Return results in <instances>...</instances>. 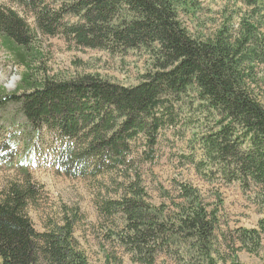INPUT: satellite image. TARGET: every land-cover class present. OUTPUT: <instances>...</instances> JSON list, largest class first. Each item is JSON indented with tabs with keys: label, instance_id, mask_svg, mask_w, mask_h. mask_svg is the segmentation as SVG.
<instances>
[{
	"label": "rangeland",
	"instance_id": "obj_1",
	"mask_svg": "<svg viewBox=\"0 0 264 264\" xmlns=\"http://www.w3.org/2000/svg\"><path fill=\"white\" fill-rule=\"evenodd\" d=\"M64 1L40 0L35 2L38 7L34 8L14 0H0V10L15 11L33 32L32 46L41 54L37 64L40 78L67 82L89 75L124 88L155 84L154 75L163 72L157 66L159 43L111 51L104 47L86 48L75 41H66V28L84 25L85 22L78 13L67 16L70 8L62 5ZM166 2L175 12L177 25L194 40H213L222 32L225 38L234 43L243 39L246 28L264 36V11L261 5L249 7L243 0ZM39 8L56 15H66L65 20H60L64 32H40L35 26ZM32 11L37 13L35 18L30 13ZM115 13L119 15L109 23L113 28L136 19L131 7L123 3ZM10 56L0 42V89L6 94L14 92L20 85L24 72L22 67L9 59ZM243 67L249 91H253L262 102L264 63L254 64L249 60ZM197 103L195 94L191 93L185 97V107L180 111L177 109L179 104L173 105L172 113L182 121L177 127L171 129L165 126L153 134L149 133L148 128L154 125L146 120L147 128H138L136 134L121 137L125 146L120 147L116 141L105 145L107 154L99 156L102 161L107 163L110 156L114 159L121 156L127 168L119 164L116 167L100 166L96 159L89 156L95 151L91 150L85 154L87 165L82 173H68L60 166L65 163L66 169L75 157L59 156L63 148L72 145L74 140L64 139L46 126L35 129L26 125L20 107L15 104L1 106L0 200L11 184L22 185L25 174L29 175L33 189L24 214L31 231L42 235L65 224L72 228L75 244L73 256L62 264H264V234L260 233V242L256 245L244 236L248 231H259L258 223L264 219V204L260 205L264 203V192L261 191L259 195V190L251 195L245 193L240 179L243 175L240 171L233 173L237 166L235 163L228 164L225 157H218L219 161L216 159V162L230 167L229 179L235 182L227 184L220 180L216 183L207 176L206 170L211 169L206 163L213 162V159L204 150V139L214 136L229 123L221 120L216 113L208 115ZM127 117L115 118L113 130L122 126ZM89 125L86 122L85 126ZM111 132L106 133L105 137L109 138ZM235 135L243 144L239 148L245 150L250 145L249 139L244 135ZM119 148L118 154L116 151ZM72 149L76 152L78 144L74 143ZM137 178L140 197L147 214H150L147 219L168 224L166 239H157V247H153L149 260L146 259L147 254H139L135 244L128 245L130 233L124 215L103 217L98 212L103 202L127 196L130 182ZM184 187L191 190L190 194L197 193L206 211L215 215L213 226L216 229L209 245L200 238L194 245L192 238L182 237L188 235L186 228L180 227L178 222L180 210L188 204L184 193L181 194ZM203 239L205 241V236ZM151 241H156L155 237L154 240L149 239V244ZM202 242L207 250L200 246ZM0 264H4L1 254ZM38 264L50 263L41 260Z\"/></svg>",
	"mask_w": 264,
	"mask_h": 264
},
{
	"label": "trees",
	"instance_id": "obj_2",
	"mask_svg": "<svg viewBox=\"0 0 264 264\" xmlns=\"http://www.w3.org/2000/svg\"><path fill=\"white\" fill-rule=\"evenodd\" d=\"M14 1L37 8L35 2L40 0ZM243 1L249 7L261 5L264 11V0ZM122 3L131 7L136 19L113 28L109 23L119 15L115 12ZM166 3V0H65L62 3L70 8L67 16L78 13L85 22L84 25L67 27L66 41H75L86 48L104 47L111 51L159 43L157 66L163 72L154 75L155 84L153 82L136 88H124L89 75L67 82L40 78L37 64L41 54L32 46L33 32L15 11L0 10L1 45L11 55L9 59L24 70L21 83L14 92L6 94L0 89V107L15 104L20 107L26 125L35 129L46 126L64 139L74 140L72 145L78 144L77 151H73L72 145H67L59 156L75 157L66 169L65 163L60 166L68 173H82L87 165L85 154L91 150L95 151L89 156L96 159L100 166L116 167L119 164L126 167L121 156H116V160L110 156L107 163L102 161L100 157L107 154L105 145L116 141L121 147L124 145L121 137L136 134L138 128H147L146 120L154 125L148 128L149 133L153 134L165 126L171 129L177 127L182 121L172 113V107L179 104L177 109L180 111L185 107V97L194 93L198 100L197 106H202L208 115L211 112L220 115L221 120L225 119L229 123L214 136L204 139V150L215 163H206L211 169L206 170L207 176L216 183L220 180L227 184L234 183V180L229 179L230 167L216 162L218 157L228 158V164L235 163L237 166L233 173L240 171L243 175L240 179L245 193L251 195L259 190V195L261 191L264 192V98L261 102L253 91H249L242 68L249 60L254 64L264 63V36L246 28L243 39L234 43L225 38L222 32L213 40H194L177 25L175 12ZM39 11L35 26L40 32H64L60 20H65L66 15H56L43 8H39ZM30 13L33 17L37 14L33 11ZM135 111L137 114H134ZM123 116H128L125 122L113 130L115 118ZM86 122L91 126H85ZM110 131L113 132L106 138V133ZM235 134L249 139L250 145L245 150L239 148L243 144ZM149 137L152 139L150 134ZM116 152L120 153V148ZM137 183L138 178L130 182L127 196L103 202L98 212L103 217L124 215L130 233L128 245L135 244L139 254H147L145 256L149 260L153 247H157V239L167 237L168 224L147 219L150 214H147ZM31 189L29 175L25 174V183L11 184L0 200V254L3 262L38 264L42 260L50 264H62L69 256H73L75 244L72 228L65 224L52 232L34 234L24 214L27 199L32 195ZM190 192L187 187L181 192L188 203V208L184 206L180 210L178 221L188 233L182 237L192 238L194 245L199 242V238L209 245L216 229L213 226L215 215L206 211L197 193ZM258 228L259 231L244 233L255 245L260 242V233L264 234V219L258 223ZM154 237L156 241L149 244V239L154 240ZM203 242L200 246L207 250Z\"/></svg>",
	"mask_w": 264,
	"mask_h": 264
},
{
	"label": "bare ground",
	"instance_id": "obj_3",
	"mask_svg": "<svg viewBox=\"0 0 264 264\" xmlns=\"http://www.w3.org/2000/svg\"><path fill=\"white\" fill-rule=\"evenodd\" d=\"M13 82L15 83V80H13Z\"/></svg>",
	"mask_w": 264,
	"mask_h": 264
}]
</instances>
